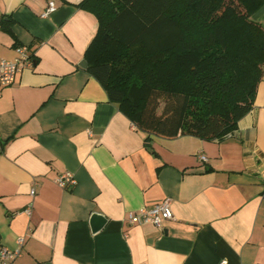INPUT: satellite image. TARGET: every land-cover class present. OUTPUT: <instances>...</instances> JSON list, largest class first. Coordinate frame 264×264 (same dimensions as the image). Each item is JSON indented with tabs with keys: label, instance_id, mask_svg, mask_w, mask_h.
I'll use <instances>...</instances> for the list:
<instances>
[{
	"label": "crops",
	"instance_id": "crops-1",
	"mask_svg": "<svg viewBox=\"0 0 264 264\" xmlns=\"http://www.w3.org/2000/svg\"><path fill=\"white\" fill-rule=\"evenodd\" d=\"M80 1L0 0V59L31 55L0 96V249H20L5 264H264V74L227 135L146 140L79 65L98 27ZM166 198L161 228L129 223Z\"/></svg>",
	"mask_w": 264,
	"mask_h": 264
},
{
	"label": "trees",
	"instance_id": "trees-1",
	"mask_svg": "<svg viewBox=\"0 0 264 264\" xmlns=\"http://www.w3.org/2000/svg\"><path fill=\"white\" fill-rule=\"evenodd\" d=\"M262 5L81 0L98 22L84 52L87 70L146 140L221 138L251 108L264 74V24L253 17Z\"/></svg>",
	"mask_w": 264,
	"mask_h": 264
},
{
	"label": "built area",
	"instance_id": "built-area-1",
	"mask_svg": "<svg viewBox=\"0 0 264 264\" xmlns=\"http://www.w3.org/2000/svg\"><path fill=\"white\" fill-rule=\"evenodd\" d=\"M55 3L49 1L46 8L41 12V16H46L49 12L55 9ZM31 65V55L28 46L24 44H17L15 46V55L12 58L0 59V96L1 89L5 86L12 84L16 78V75L24 67ZM202 160H205L204 155H200ZM55 182L61 187L72 186L76 181L73 174L69 171H63L56 178ZM36 187L32 186L30 189V195L35 194ZM32 203H29L26 212H31ZM171 217L169 199H163L162 201L154 204L149 208H141L136 211H130L128 214V221L131 224L152 223L158 228L162 227V223L165 219ZM22 237L17 239L18 245L22 242ZM20 252L19 246L13 250L7 248L0 249V261L5 263L6 259L16 257ZM223 264V263H222Z\"/></svg>",
	"mask_w": 264,
	"mask_h": 264
},
{
	"label": "water",
	"instance_id": "water-1",
	"mask_svg": "<svg viewBox=\"0 0 264 264\" xmlns=\"http://www.w3.org/2000/svg\"><path fill=\"white\" fill-rule=\"evenodd\" d=\"M79 65L83 68L88 67V63L85 58L79 62ZM90 220L92 222L93 230H98L105 223L106 218L102 214L95 212L91 215Z\"/></svg>",
	"mask_w": 264,
	"mask_h": 264
},
{
	"label": "rangeland",
	"instance_id": "rangeland-1",
	"mask_svg": "<svg viewBox=\"0 0 264 264\" xmlns=\"http://www.w3.org/2000/svg\"><path fill=\"white\" fill-rule=\"evenodd\" d=\"M254 17V16H253Z\"/></svg>",
	"mask_w": 264,
	"mask_h": 264
}]
</instances>
